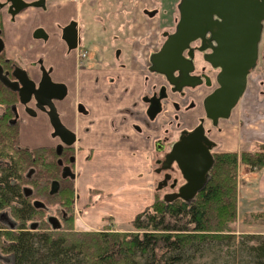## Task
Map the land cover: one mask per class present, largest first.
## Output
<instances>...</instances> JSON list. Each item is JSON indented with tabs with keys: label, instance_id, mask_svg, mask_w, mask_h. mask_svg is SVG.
I'll return each mask as SVG.
<instances>
[{
	"label": "flooded vegetation",
	"instance_id": "obj_1",
	"mask_svg": "<svg viewBox=\"0 0 264 264\" xmlns=\"http://www.w3.org/2000/svg\"><path fill=\"white\" fill-rule=\"evenodd\" d=\"M57 1L59 0H0V69L2 71L0 91L8 95L6 99L1 98L0 95V121L16 129L15 136L18 137L16 140L19 148L39 149L37 150L38 155L43 152V148H51L58 157H61L58 163L62 162L60 164L63 166L62 173L65 166H69L74 173L78 149L77 136L63 123L57 104L67 97V85L53 80L52 69L44 66L42 58L31 64L38 68L40 74L39 77H33L29 69L23 66V56L12 57L7 53L5 21L17 25V18L21 14L33 9L46 12L49 9L48 5ZM159 3L153 10L147 11L149 16H157L159 20V32L155 33L153 42L151 40L142 42L132 34L129 37L123 35L122 39L113 35L107 38V44L111 40L113 42L117 40L118 42H115L118 44L117 53L122 54L123 46H128L131 57L138 62L141 60L144 62L145 68L142 71L147 70L149 75H146V93L143 97L146 110L142 115V120L148 128L160 126L163 120L165 127L163 135L156 140L152 152L154 172L163 175L157 190L166 189L165 195H178L186 187L187 181L177 162L171 157L176 144L185 136V132L189 134L203 129L202 138L211 142L210 149L213 156L220 152H230L224 151V146L222 151L217 150L221 143L216 133L224 139L223 134L228 130L226 123H232V117L235 118L237 115L238 139H246L249 143L245 150H251V146L254 148L264 144V0H209L206 2L203 9L195 13L198 19L190 25V30L194 29L196 32L195 38L182 50L183 61L178 63L180 66L177 69L174 68L175 70L169 74L154 70L157 65L152 59L160 53L167 39L177 32L187 10L183 7V0L175 2L177 9L174 6V10L170 0H161ZM99 5L101 6H98L99 9L108 8L112 13L115 10L112 1L100 0ZM200 7L202 8V4ZM248 7L249 12L246 11ZM30 16L32 20L35 19V14H30ZM29 20L19 21V23L24 26ZM56 28L60 31V38L68 50L76 51L78 65L86 67L92 55L86 46V37L80 33L79 22L72 19L64 25L58 24ZM74 31H77V45L75 48H70ZM31 34L33 39L43 42L51 39L50 33L43 25L37 26ZM235 37H240V49L234 40ZM123 39H130L132 43L122 42ZM136 40L138 43H134ZM95 42L104 47L102 39H95ZM253 44L255 47L254 60L252 63H247L250 62V51ZM17 68L27 73L30 80L35 83V90L39 89L45 74H47L45 78H49L52 83L65 87V96L62 99H52V103L60 122L75 135V141L71 145H66L57 134L49 115V112H53L49 104L38 103L33 97L26 104L22 102L18 86L15 88L12 86L13 82L17 81L14 74ZM243 84L242 94L230 109L228 117H219L225 106L232 103L238 88ZM19 88H22V85H19ZM40 96L44 99L43 93ZM161 96H164L160 100L161 111L151 118L149 107L156 98ZM208 108H210V113ZM25 115L32 119L38 118L39 115L47 117L51 127L50 135L55 141L34 147L23 144L22 134L25 129H28V120ZM139 131H142L140 127ZM64 159L69 164H64ZM175 171L179 174L178 178H172ZM34 173V170L27 171V179L31 178ZM180 178L184 180L183 183ZM91 193H99V191L93 189Z\"/></svg>",
	"mask_w": 264,
	"mask_h": 264
},
{
	"label": "crops",
	"instance_id": "obj_2",
	"mask_svg": "<svg viewBox=\"0 0 264 264\" xmlns=\"http://www.w3.org/2000/svg\"><path fill=\"white\" fill-rule=\"evenodd\" d=\"M107 1L114 3L113 13L107 8L99 9L100 0H59L49 4L46 12L33 9L21 14L17 25L5 21L8 55L23 56V66L33 77L40 74L31 64L42 58L44 66L52 69L53 80L67 85V97L57 103L58 111L63 123L77 136L76 189L79 203L87 207L90 218L87 224L92 228L97 227L100 217L107 216L127 224L137 212L154 202L152 152L165 129L163 120L160 126L151 128L142 120L146 110L143 102L146 75H149L147 70L142 71L144 62L134 60L128 46H123L120 56L117 40L107 44L108 37L132 34L142 42H153L155 33L159 32V20L147 11L157 7L161 0ZM30 14H35L34 20ZM72 19L79 22L80 33L86 37L92 55L86 67L78 65L76 51L68 50L56 28ZM26 20L29 22L24 26L19 23ZM42 25L51 35L48 42L32 38L31 31ZM95 39H102L104 47ZM25 118L28 129L22 134L23 144L34 147L55 141L47 117L39 115L32 119L25 115ZM232 121H227V131L237 143L234 146L229 143L224 151L245 150L249 143L244 144L245 148L238 144L237 115ZM257 171L261 174V193L248 196L264 198V169ZM93 189L102 198L88 207Z\"/></svg>",
	"mask_w": 264,
	"mask_h": 264
},
{
	"label": "trees",
	"instance_id": "obj_3",
	"mask_svg": "<svg viewBox=\"0 0 264 264\" xmlns=\"http://www.w3.org/2000/svg\"><path fill=\"white\" fill-rule=\"evenodd\" d=\"M170 2L173 7L176 0ZM0 95L8 96L3 91ZM7 128L0 121V211L10 210L17 223L7 224L18 229L8 231L6 215L0 216V250L10 255V264H264V235L240 238L232 232L238 166L262 170L264 144L215 154L208 181L199 193L190 200L156 199L130 222L133 232H80L74 229L69 210L74 207V179L63 178L61 157L51 148H43L39 155V149L19 148L16 129ZM64 164L69 162L64 159ZM31 170L35 173L27 179ZM55 181L59 190L51 194ZM41 199L55 200L64 209L61 219L54 216L58 227L49 222L50 217H42L46 205ZM35 202L44 207H36Z\"/></svg>",
	"mask_w": 264,
	"mask_h": 264
},
{
	"label": "water",
	"instance_id": "obj_4",
	"mask_svg": "<svg viewBox=\"0 0 264 264\" xmlns=\"http://www.w3.org/2000/svg\"><path fill=\"white\" fill-rule=\"evenodd\" d=\"M209 1V0H208ZM206 0H183V7L187 10L186 15H183L182 21L178 27V30L175 34L171 35L164 46L162 47L159 54H157L152 60L157 65L154 70L169 74L171 71L177 69L180 65L178 63L182 62L181 53L182 50L186 47V44L189 43L192 39L195 38L196 32L190 30L191 22H194L198 19V16L195 15L196 11L199 12L203 9ZM250 2V1H247ZM202 4V8L200 7ZM251 4V3H250ZM12 6L14 4L12 3ZM249 12V7L248 10ZM244 34V32H243ZM245 37L246 34H244ZM257 37V32H256ZM239 36V34H238ZM226 40V39H225ZM234 40L238 43V48L240 49V37H235ZM77 45V31L73 33L72 43H70V48H75ZM230 47V46H229ZM238 49L236 50V53ZM251 57L250 62L252 63L255 55L254 44L251 46ZM228 55V54H226ZM182 60V61H181ZM175 68V69H174ZM0 69V76H1ZM15 76L17 78L16 82H13V88L17 87L20 91V95L23 103H27L32 97L38 103L49 104L53 112H49L51 117V122L54 124L57 134L61 137L62 141L66 145H71L75 141V135L69 131L63 124L60 122L56 112L53 109L52 99H62L65 96V87L61 84L52 83L49 78H45L47 74L44 75L43 81L39 86L38 90H35V83H33L28 77L27 73L21 69H16ZM229 77V76H228ZM3 78V77H2ZM20 83V84H19ZM19 85H22V88H19ZM225 86V84H223ZM244 89V84L238 88L234 100L231 104L225 106L223 112L219 114V117L224 118L228 117L230 109L234 106V103L238 97L242 94ZM56 92V93H53ZM44 94V99H41L40 95ZM164 96L156 98L152 105L149 107V115L151 118H154L158 112L161 111V99ZM43 100V101H42ZM209 105V103H207ZM224 108V106H223ZM210 113V108H208ZM203 129L196 130L192 133L186 134L183 136L179 142L176 144L174 151L172 153L171 159L176 161L185 180L187 181L186 187L178 195H167L165 197L166 201H171L175 198L181 197L182 199L190 200L197 193H199L206 185L209 172L214 165V157L211 152V142L205 141L203 137ZM61 148V147H59ZM60 164L62 162L60 161ZM63 178L70 177L75 179L76 175L72 172L69 166H65L63 169ZM59 190V183L57 181L53 182L51 186V194L56 193ZM26 193H30V189H25ZM36 207H44L41 202H35ZM49 222L54 226H59V221L55 217H50ZM36 226L32 225L34 229Z\"/></svg>",
	"mask_w": 264,
	"mask_h": 264
},
{
	"label": "rangeland",
	"instance_id": "obj_5",
	"mask_svg": "<svg viewBox=\"0 0 264 264\" xmlns=\"http://www.w3.org/2000/svg\"><path fill=\"white\" fill-rule=\"evenodd\" d=\"M178 0H176L177 2ZM176 3L173 2V10L175 9L174 6L176 7ZM172 8V7H171ZM108 9V8H107ZM177 9V7H176ZM176 15V14H175ZM178 15V13H177ZM178 17V16H177ZM191 127V126H190ZM207 128V127H206ZM217 137L219 138V144L218 151H222V147L225 148L229 143L231 145H235L237 143L234 141V137L232 134H228V131H225L224 139L220 138V134H217ZM222 135V134H221ZM245 137V136H244ZM236 139V138H235ZM224 141V142H221ZM247 143L246 139H238V144H242L244 147V144ZM245 148V147H244ZM247 148V147H246ZM251 149L253 148L252 146L250 147ZM226 151V150H225ZM244 149L236 150V152H242ZM234 152V151H230ZM158 166H156L157 168ZM248 168V169H247ZM264 169V168H263ZM249 172H254L255 174H251ZM75 173V171H74ZM237 179H238V206H237V217L235 223L232 225V232L237 234L238 237H242L243 235L246 234H261L264 235V198L263 197H257V198H252L251 196L249 197L248 195H252L253 193L258 194L261 193L260 189L262 186V180H261V174L257 170H251L249 167H247L245 164H239L238 166V171H237ZM162 174H155V194H154V202L156 199H161V201L165 200V194L167 192L166 189L162 190H157V186H159V182L162 180ZM179 174L178 172L175 171L173 173L172 178H178ZM181 183L184 182L182 178H180ZM247 180V182H246ZM74 187L76 188V181L74 180L73 182ZM77 189H74V194L72 195V199L74 200V207L73 211L71 209L70 212L73 213L74 217V224L73 227L75 230L80 231V232H98V231H105V230H112L114 232H120V233H126V232H133L135 229L132 227V225L129 223L127 224H122L119 220H115L113 217H100L97 227H91L87 224V222H90V218L88 213L86 212V205H82V203H79V195L77 193ZM158 192V193H157ZM60 199V196L58 197ZM102 196H100L98 193L91 194V200L90 203L88 204L90 206L98 204ZM45 203L46 207L42 212V217L47 220L48 217H54L58 216L60 219L62 218V212L64 211L63 208L59 206V204H56L53 200L52 202H49L45 199H41ZM83 202V201H82ZM153 202V203H154ZM152 203V204H153ZM152 204L147 205L142 209L139 213L143 212L146 210L148 207H150ZM69 210H65L66 212L69 213ZM41 213V212H40ZM71 213V214H72ZM134 216V218L139 214ZM6 215V227L8 231H17L18 229L11 228L7 223L8 222H14L17 223V220L14 218V216L11 214L10 210L5 209L0 211V216ZM259 215V216H255ZM133 218V219H134ZM2 220V219H0ZM36 221H39L38 218H36ZM31 224V223H29ZM67 226V224H66ZM2 228V227H1ZM46 230V229H45ZM50 230V229H49ZM53 230V229H52ZM64 230V229H63ZM54 232V230H53ZM61 232V231H59ZM64 232V231H62ZM0 258L3 259V261H0V264H10L11 259L10 255L7 253H4L0 250Z\"/></svg>",
	"mask_w": 264,
	"mask_h": 264
}]
</instances>
